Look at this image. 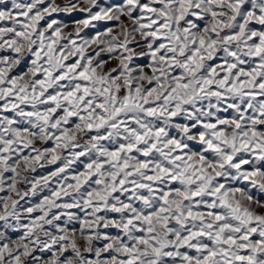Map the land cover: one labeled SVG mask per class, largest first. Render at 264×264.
I'll list each match as a JSON object with an SVG mask.
<instances>
[{
	"label": "snow or ice",
	"instance_id": "6c2138e0",
	"mask_svg": "<svg viewBox=\"0 0 264 264\" xmlns=\"http://www.w3.org/2000/svg\"><path fill=\"white\" fill-rule=\"evenodd\" d=\"M0 264H264V0H0Z\"/></svg>",
	"mask_w": 264,
	"mask_h": 264
}]
</instances>
